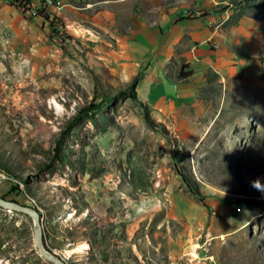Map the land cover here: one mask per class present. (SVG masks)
Returning <instances> with one entry per match:
<instances>
[{
  "label": "rangeland",
  "instance_id": "rangeland-1",
  "mask_svg": "<svg viewBox=\"0 0 264 264\" xmlns=\"http://www.w3.org/2000/svg\"><path fill=\"white\" fill-rule=\"evenodd\" d=\"M230 1L237 18L216 41L261 47L258 71L204 69L179 97L141 100L38 0H0V198L40 213L49 252L67 264H264V192L251 186L264 184V0ZM152 195L160 206L137 215ZM0 264H52L33 220L2 207Z\"/></svg>",
  "mask_w": 264,
  "mask_h": 264
},
{
  "label": "crops",
  "instance_id": "crops-1",
  "mask_svg": "<svg viewBox=\"0 0 264 264\" xmlns=\"http://www.w3.org/2000/svg\"><path fill=\"white\" fill-rule=\"evenodd\" d=\"M49 10L69 36L94 50L96 64L118 85L138 78L141 100L179 97L186 93L180 82L204 69L223 79L259 69L261 47L241 51L239 41L232 48L216 41L225 36L228 19L237 18L230 0H64L62 9ZM171 65L175 80L167 74ZM181 72L190 76L182 79Z\"/></svg>",
  "mask_w": 264,
  "mask_h": 264
},
{
  "label": "water",
  "instance_id": "water-1",
  "mask_svg": "<svg viewBox=\"0 0 264 264\" xmlns=\"http://www.w3.org/2000/svg\"><path fill=\"white\" fill-rule=\"evenodd\" d=\"M0 207L5 208L7 210L15 211L21 214H24L31 218L34 222V235H35V242L38 248L39 253L41 256L49 261L52 264H67L64 259L58 257L57 255L49 252L43 243V222L41 215L38 211L31 209L27 206L19 205L16 203H12L5 199L0 198Z\"/></svg>",
  "mask_w": 264,
  "mask_h": 264
},
{
  "label": "clouds",
  "instance_id": "clouds-1",
  "mask_svg": "<svg viewBox=\"0 0 264 264\" xmlns=\"http://www.w3.org/2000/svg\"><path fill=\"white\" fill-rule=\"evenodd\" d=\"M251 186L261 192H264V184H261L259 179L252 181ZM159 206V198L155 195H152L145 200H141L138 205L134 206L133 210L137 215H141L153 211Z\"/></svg>",
  "mask_w": 264,
  "mask_h": 264
},
{
  "label": "trees",
  "instance_id": "trees-1",
  "mask_svg": "<svg viewBox=\"0 0 264 264\" xmlns=\"http://www.w3.org/2000/svg\"><path fill=\"white\" fill-rule=\"evenodd\" d=\"M32 1H33V0H32ZM32 1H31V0H10V2H11L12 5H16V6L19 7V8H20V6H23V8H28V10L31 9V8H29V7L32 6ZM21 4H22V5H21ZM24 6H26V7H24ZM43 13L45 14V12H43ZM54 19H56V18L54 17ZM189 76H190V74H184L183 72L180 73V77H181L182 79H184V78H188ZM137 80H138V78H136V79L134 80V82L132 83L131 88H134V87H135ZM130 98H131L132 100L136 99V92H135V90H133V89H132V93L130 94ZM176 168H177V172H178L179 176H181V178H182V180H183V183L187 186V188H188L191 192H194L195 190H194V188H193L191 182L189 181V179H188L187 177H185L183 174L180 173V170L178 169V167H176Z\"/></svg>",
  "mask_w": 264,
  "mask_h": 264
},
{
  "label": "built area",
  "instance_id": "built-area-1",
  "mask_svg": "<svg viewBox=\"0 0 264 264\" xmlns=\"http://www.w3.org/2000/svg\"><path fill=\"white\" fill-rule=\"evenodd\" d=\"M38 4V7L40 6V10H43L45 13L49 12L50 7H54L58 10L64 7L63 0H38ZM34 14H36V12ZM5 178L6 177L4 175H0V180Z\"/></svg>",
  "mask_w": 264,
  "mask_h": 264
},
{
  "label": "bare ground",
  "instance_id": "bare-ground-1",
  "mask_svg": "<svg viewBox=\"0 0 264 264\" xmlns=\"http://www.w3.org/2000/svg\"><path fill=\"white\" fill-rule=\"evenodd\" d=\"M85 252H86L85 247H82V248L79 249V251H78V253H83V254H84ZM75 253H76L75 250H73V251L70 252V255H75Z\"/></svg>",
  "mask_w": 264,
  "mask_h": 264
}]
</instances>
